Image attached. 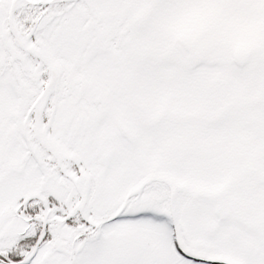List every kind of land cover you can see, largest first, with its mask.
<instances>
[{"label":"snow or ice","instance_id":"obj_1","mask_svg":"<svg viewBox=\"0 0 264 264\" xmlns=\"http://www.w3.org/2000/svg\"><path fill=\"white\" fill-rule=\"evenodd\" d=\"M0 264H264V0H0Z\"/></svg>","mask_w":264,"mask_h":264}]
</instances>
